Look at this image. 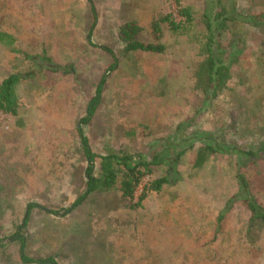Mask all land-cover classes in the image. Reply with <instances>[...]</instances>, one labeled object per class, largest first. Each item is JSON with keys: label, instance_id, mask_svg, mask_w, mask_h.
<instances>
[{"label": "rangeland", "instance_id": "rangeland-1", "mask_svg": "<svg viewBox=\"0 0 264 264\" xmlns=\"http://www.w3.org/2000/svg\"><path fill=\"white\" fill-rule=\"evenodd\" d=\"M179 1L191 8L192 24L180 32L161 24L162 36L155 39L154 21L166 14L179 20L176 0H0V32L13 40L11 46L0 41V81L12 73L22 76L17 114L0 112V264H25L11 237L30 204L36 207L19 232L32 259L264 264V221L250 220L244 205L230 201L243 174L250 195L264 207V158L241 167L235 155L217 153L202 167L193 166L198 146L193 137L202 133L228 146L251 147L264 138V29L235 27L237 61L227 87L242 78L244 102L235 108L224 90L207 106L193 72L203 59L202 13L215 1ZM220 3L241 15L264 13V0ZM131 21L143 29L141 42L161 44L163 51L123 54L117 29ZM104 73L101 103L83 127L91 150L99 155L123 150L147 159L159 152L174 159L183 149L177 180L150 191L139 207L113 192L97 205L82 203L53 216L44 209L62 211L84 190L86 163L76 123ZM187 120L186 128L177 129ZM166 170L162 165L145 175L134 201Z\"/></svg>", "mask_w": 264, "mask_h": 264}, {"label": "trees", "instance_id": "trees-1", "mask_svg": "<svg viewBox=\"0 0 264 264\" xmlns=\"http://www.w3.org/2000/svg\"><path fill=\"white\" fill-rule=\"evenodd\" d=\"M213 6L206 5L202 13V23L204 26V43L200 50L203 59L197 63L193 76L195 78V88L199 89L203 95L204 103L209 106L213 103L224 90L233 96V105L238 106L242 103L243 96L240 95V87L244 84L242 78L239 77L238 83L232 88L227 87V83L231 78L233 68L236 64V42L234 36L235 27L240 24H250L264 29V13L253 12L247 15H241L234 9L227 10L220 0H214ZM177 14L179 20H175L171 14H166L154 21L151 25L155 39L162 36L161 24H166L172 32H180L190 26L194 20L193 12L190 7L183 6L179 0H176ZM89 29L87 40L90 42L92 27ZM142 27L136 22H127L117 29V38L122 43L123 54L134 53L137 51L161 53L163 45L156 43H143L139 40ZM229 34V38L227 37ZM226 39L228 41H226ZM0 41L7 45H12L13 40L10 35L0 32ZM230 42V43H229ZM103 50L109 52L112 58L115 57L111 50L102 47ZM114 61L109 69L115 68ZM106 73L101 75L94 90V94L87 101L85 115L76 123V133L79 138V145L82 156L85 160L84 190L83 192L62 211L46 210L53 216H62L71 212V210L82 203L99 204L113 192H119L123 199L130 202V207H139L142 200L150 191H159L164 185L174 183L177 180L178 172L176 164L178 158L184 153L180 150L174 159L163 157L162 154L154 153L149 159L144 158L141 154H132L127 151L107 152L103 155L94 153L88 142V138L84 134L83 127L86 126L97 111L102 100V91L106 82ZM22 80V76L18 73H12L0 81V112L16 115L19 108V99L17 96V87ZM232 100H230L231 102ZM239 108V106L237 107ZM185 121L177 126V129L185 127L188 124ZM202 137H193L194 142H198L196 147L193 166L200 168L207 161L208 157L217 153L233 154L241 161V167L256 164L264 158V138L253 141L251 147L244 145L228 146L224 141H218L215 134L209 132L202 133ZM241 134V133H239ZM194 143L190 144V148ZM98 159V163H96ZM95 165H98V171H95ZM165 165L167 170L160 177L151 179L143 187L141 195L134 201V192L145 175H152L159 167ZM239 187L237 192L231 197L230 201L241 203L250 211V220L264 221V207L257 202L249 193L248 181L243 174H239ZM100 197L102 199H100ZM34 204L27 207L26 216L21 227L27 222L29 210ZM38 207V206H37ZM17 231L11 238H16L18 242V254L20 260L25 263L37 264H58L53 257H44L32 259L25 253L26 238Z\"/></svg>", "mask_w": 264, "mask_h": 264}]
</instances>
